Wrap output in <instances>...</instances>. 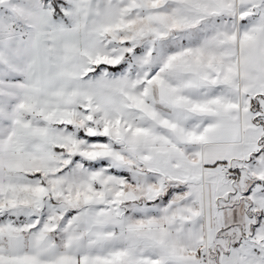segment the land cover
Segmentation results:
<instances>
[{"label": "snow or ice", "instance_id": "snow-or-ice-1", "mask_svg": "<svg viewBox=\"0 0 264 264\" xmlns=\"http://www.w3.org/2000/svg\"><path fill=\"white\" fill-rule=\"evenodd\" d=\"M0 264H264V0H0Z\"/></svg>", "mask_w": 264, "mask_h": 264}]
</instances>
